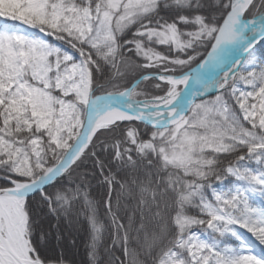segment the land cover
<instances>
[{
	"label": "snow or ice",
	"instance_id": "6c2138e0",
	"mask_svg": "<svg viewBox=\"0 0 264 264\" xmlns=\"http://www.w3.org/2000/svg\"><path fill=\"white\" fill-rule=\"evenodd\" d=\"M74 232L264 264V0H0V264H77Z\"/></svg>",
	"mask_w": 264,
	"mask_h": 264
},
{
	"label": "trees",
	"instance_id": "16d2710c",
	"mask_svg": "<svg viewBox=\"0 0 264 264\" xmlns=\"http://www.w3.org/2000/svg\"><path fill=\"white\" fill-rule=\"evenodd\" d=\"M256 204H257V202H254V205H256ZM259 206H261V204H259ZM73 238H75L76 243L78 245V247L76 249H73V251L76 253L75 259L77 261V264H86L87 256H86V253H85V250H84V240H85L84 234L83 233H75V232L72 233V236L68 237V239H67V243L69 245H71ZM110 243H111L110 239H108L106 237L105 241H104V243H103V245L101 247V254H102V257H103L104 264H106L107 256H104L103 248L105 246H107L108 244H110ZM114 255L120 256L122 258L123 257V250L122 249H118L114 253Z\"/></svg>",
	"mask_w": 264,
	"mask_h": 264
},
{
	"label": "rangeland",
	"instance_id": "374dc122",
	"mask_svg": "<svg viewBox=\"0 0 264 264\" xmlns=\"http://www.w3.org/2000/svg\"><path fill=\"white\" fill-rule=\"evenodd\" d=\"M255 202H257V204L256 205H254V206H259V204H261V202H260V200H259V198L257 197L256 198V200H255ZM241 231H244V230H241ZM249 236H250V234H248Z\"/></svg>",
	"mask_w": 264,
	"mask_h": 264
}]
</instances>
